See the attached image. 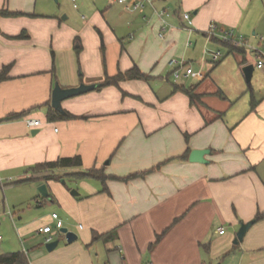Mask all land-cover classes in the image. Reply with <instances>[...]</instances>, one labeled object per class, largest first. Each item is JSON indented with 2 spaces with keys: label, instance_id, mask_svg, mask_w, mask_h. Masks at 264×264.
<instances>
[{
  "label": "crops",
  "instance_id": "obj_1",
  "mask_svg": "<svg viewBox=\"0 0 264 264\" xmlns=\"http://www.w3.org/2000/svg\"><path fill=\"white\" fill-rule=\"evenodd\" d=\"M57 1L58 8L51 0H0V73L9 69L0 82V179L28 186L18 206L33 203L18 222L9 210L15 227L2 229L1 255L22 252L29 264H264V219L255 221L264 213V67H257L264 0H82L80 7L72 0L78 12ZM134 2L145 6L129 9ZM213 23L247 46L235 52L210 38ZM223 47L234 56L227 83L216 74L224 56L212 61ZM172 60L196 75L186 77ZM134 68L148 79L107 83ZM83 84L97 87L65 100L64 113L52 107L56 85ZM51 109L76 118L51 121ZM34 120L39 127L29 125ZM203 150L205 163L190 160ZM76 156L81 168L29 170ZM90 170L147 174L75 176ZM55 174L60 180H42ZM53 214L78 240L57 235L49 252L40 229H55ZM112 231L114 238L94 240Z\"/></svg>",
  "mask_w": 264,
  "mask_h": 264
},
{
  "label": "trees",
  "instance_id": "obj_2",
  "mask_svg": "<svg viewBox=\"0 0 264 264\" xmlns=\"http://www.w3.org/2000/svg\"><path fill=\"white\" fill-rule=\"evenodd\" d=\"M2 16H6V17H16L21 15V13H12L9 11H3L1 12ZM22 37V36H20ZM227 44L231 47L232 51L235 52H240L241 49L234 47L232 45V43H224ZM8 67H6L1 73H0V82L5 81L8 79ZM144 80V79H148V76L141 73L140 70L138 68H134L126 73H119L115 78L107 81L108 84H112V83H116L118 84L121 81L124 80ZM192 98L193 97V92L188 91ZM75 119L76 117L70 114H64L61 115L58 112L54 111L53 109L50 110L49 113V119L51 121L55 120V119ZM183 158L185 159L186 156H183ZM82 167V159L79 156L76 157H72V158H61L55 162H51V163H43V164H39L36 165L35 167L30 168L29 170L32 171L33 173H45L48 171H56V170H60V169H72V168H81ZM145 174L147 173H142V174H134V175H130L126 178H118L115 176H107L105 175L103 172L101 171H96V170H90V171H86V172H80L75 174V176H77L79 179L81 180H86V179H98L101 181H105L107 179H112V180H122V181H129L135 178H140V177H144ZM62 178V177H61ZM50 179H57L60 180L59 177L55 175H46L42 177L43 181H48ZM63 179V178H62ZM25 181H21L19 183H23ZM264 219V213H260L257 215L256 220L255 221H260ZM116 236V231H112L110 233H107L105 235H98L96 234L94 236V240H107L110 238H114ZM0 264H29L28 260L25 256L24 253L19 252V253H13V254H8V255H1L0 256Z\"/></svg>",
  "mask_w": 264,
  "mask_h": 264
},
{
  "label": "rangeland",
  "instance_id": "obj_3",
  "mask_svg": "<svg viewBox=\"0 0 264 264\" xmlns=\"http://www.w3.org/2000/svg\"><path fill=\"white\" fill-rule=\"evenodd\" d=\"M53 5H55L57 8L59 6V1L57 0H51ZM81 1L82 0H76V5L78 7L81 6ZM73 1L69 0L68 2V8H72V11H76L78 12V9H74V5H73ZM40 10V9H38ZM66 15V14H65ZM64 17V15L62 16V18ZM222 54L224 56V59L222 60L223 62L227 61V64L224 66V68L222 70H220V72H216L217 76H218V80L224 82H230L233 80V75H232V67H231V63H234V56L233 55H227V51L226 49L223 47L221 48ZM261 51V50H260ZM247 91H249V88H247ZM248 94H250L248 92ZM242 100L239 101L235 107L237 109H240L241 105H242ZM30 197V191L28 190V186L26 185H18V184H14L11 181H6V180H1L0 179V234H2L1 236H4V234L1 232L2 229H4L5 227H15L14 223L11 221L10 219V215H9V210L16 216V222H18V216L20 214V211L22 209V207L27 208L30 205L32 206L33 203L32 201H27L24 203L23 206H18L17 204H19V202L23 199L28 200V198ZM54 227V226H53ZM13 229V228H12ZM1 252V251H0ZM1 255V253H0Z\"/></svg>",
  "mask_w": 264,
  "mask_h": 264
},
{
  "label": "built area",
  "instance_id": "obj_4",
  "mask_svg": "<svg viewBox=\"0 0 264 264\" xmlns=\"http://www.w3.org/2000/svg\"><path fill=\"white\" fill-rule=\"evenodd\" d=\"M128 0H118L119 3L124 4L126 3ZM147 2L151 3L150 0H147ZM144 3H132V7H129V9H141L144 8ZM76 7V5H75ZM184 20L187 22L188 26L191 27L193 25L192 22V18L191 15L189 13H185L183 15ZM208 36L210 38H218L221 41H223L224 43H232V45L234 47H246L247 42L242 38L236 35L234 30H224L222 28H220L217 24L213 23L209 26L207 32ZM264 41V39H262ZM223 57V54L219 51L213 54L212 57V61L214 63H217L218 61H220V59ZM170 65L173 67H178V68H185L186 72H185V76L186 77H190L192 75H196V73L194 74V71L191 67L187 66L185 61H178V60H172L170 62ZM257 67L259 69H262L264 67V61L259 60ZM174 78L175 79H179L180 78V72L177 70L174 72ZM29 125L32 127H39L40 126V121H30ZM53 219L56 221V227L53 230V228L51 226H46L42 229H40V233H44L46 235H48L46 237L45 242L47 244H50L53 242L54 237L57 235H61V230L64 228V223L61 219H59V216L57 214H53ZM220 234H224L225 230L224 229H220L219 230ZM2 240V237L0 236V242Z\"/></svg>",
  "mask_w": 264,
  "mask_h": 264
},
{
  "label": "water",
  "instance_id": "obj_5",
  "mask_svg": "<svg viewBox=\"0 0 264 264\" xmlns=\"http://www.w3.org/2000/svg\"><path fill=\"white\" fill-rule=\"evenodd\" d=\"M252 66H248L244 69V72L246 74V77L248 79V82L251 80L252 75ZM97 85H80L77 88L72 89H62L59 85H56L52 94V107L57 110L60 113H64L62 103L65 100L86 94L92 90H95ZM209 151L203 150V151H194L191 154L190 160L192 162H199V163H205L203 161V157L207 155ZM39 192L42 196L47 197L48 196V187L46 184H43L39 186L38 188ZM73 195H76L77 193L75 191L72 192ZM1 224V222H0ZM252 226V223L243 224L237 233V237L235 239V244H239L244 239V236L246 235L249 228ZM61 233L64 234L66 240L68 243H73L78 240V235L75 232L70 231L68 228H63L61 230ZM59 240L54 241L50 244H47L46 248L49 252L54 251L59 246Z\"/></svg>",
  "mask_w": 264,
  "mask_h": 264
}]
</instances>
